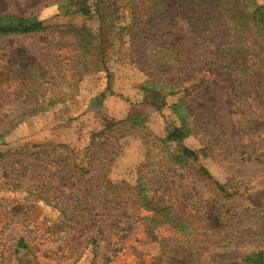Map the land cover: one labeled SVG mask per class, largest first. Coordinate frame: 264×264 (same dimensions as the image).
Returning <instances> with one entry per match:
<instances>
[{"label":"rangeland","instance_id":"374dc122","mask_svg":"<svg viewBox=\"0 0 264 264\" xmlns=\"http://www.w3.org/2000/svg\"><path fill=\"white\" fill-rule=\"evenodd\" d=\"M60 1L0 0L39 22L0 32V264H257L262 33L219 0Z\"/></svg>","mask_w":264,"mask_h":264},{"label":"trees","instance_id":"16d2710c","mask_svg":"<svg viewBox=\"0 0 264 264\" xmlns=\"http://www.w3.org/2000/svg\"><path fill=\"white\" fill-rule=\"evenodd\" d=\"M204 1L206 2V0ZM59 3V9L65 14L80 13L83 16L90 15L86 0H61ZM101 3L102 0H97L94 4L95 11L99 9ZM219 3L223 6L216 4V8H220L221 11H226L227 16L232 21L233 27L245 26L248 23L264 36V5H258L254 9H251L242 5L240 0H219ZM132 19L133 17H131L130 22ZM38 24V21L7 15L4 21L0 18V32H29ZM182 153L189 157L193 155V152L187 149H182ZM203 173L205 174L206 172L203 171ZM253 261L257 264H264V252H256Z\"/></svg>","mask_w":264,"mask_h":264}]
</instances>
